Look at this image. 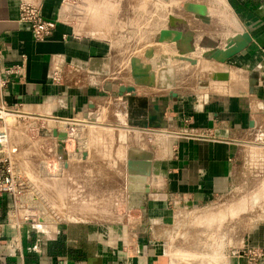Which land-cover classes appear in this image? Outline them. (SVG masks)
Here are the masks:
<instances>
[{
  "label": "crops",
  "instance_id": "1",
  "mask_svg": "<svg viewBox=\"0 0 264 264\" xmlns=\"http://www.w3.org/2000/svg\"><path fill=\"white\" fill-rule=\"evenodd\" d=\"M187 2L0 0V63L20 68L10 78L3 104L15 110L11 114L16 119L43 121L30 123L27 146L11 141L18 162L29 158L33 164L30 174H25L26 208L102 210L107 207H102L101 196L110 192L124 196L127 210L135 213L131 221L110 225L56 219L28 221L38 222L32 224L24 221L22 213L13 218L12 198L2 196L0 264H247L233 257V250L247 246L264 251V222L245 228L231 240L228 224L213 223L211 212L234 191L241 151L264 131V0H203L200 3L207 12L199 14L204 19L187 11ZM23 3L37 6L46 20L57 22L46 41H36L31 25L21 21ZM137 3L146 8L140 34L160 38L167 29L173 35L181 32L178 42L167 49L189 52L196 66L221 67L216 72L223 73L217 79L219 90L173 94L168 102L156 98L168 131L153 152L147 142L149 129L129 124L133 106L128 92L120 95L117 88L118 68L124 65L118 52L133 50L128 39L118 36L135 33L132 8ZM169 17L175 23L178 18L188 19L190 25L171 29ZM150 39L141 50L159 52L167 45L150 46ZM160 56L159 52L156 65H166L160 63ZM107 110L120 118L101 128L125 139L119 141L125 146L124 158L103 157L96 143L100 135L88 140L97 123L82 121L77 128L69 123L71 118L83 116L84 120L87 114ZM15 123L16 130L26 131V123ZM72 126L78 134L69 141L98 146L93 153L85 149L82 155H74L68 150L70 142L61 146L54 131L67 133ZM40 129H45L41 135ZM141 148L152 153L144 182L148 192L129 188L130 166L143 159L132 157L131 151ZM39 150L44 155H36ZM140 178L136 176L133 187L143 186ZM102 179L111 183L102 184ZM69 180L79 184L71 187ZM117 180L126 189L120 192ZM103 186L114 190H103ZM214 227H221L216 239Z\"/></svg>",
  "mask_w": 264,
  "mask_h": 264
},
{
  "label": "rangeland",
  "instance_id": "2",
  "mask_svg": "<svg viewBox=\"0 0 264 264\" xmlns=\"http://www.w3.org/2000/svg\"><path fill=\"white\" fill-rule=\"evenodd\" d=\"M187 1H189V3L187 2L189 7H185L187 11L197 13L198 15H201L199 14L200 12H207L206 7L200 3L203 0ZM132 10H135V19L133 22L131 20L135 33L132 35L123 34L118 36V38L124 40L128 39V43L133 47V50L128 52H118L121 55L120 59L124 65L118 68L117 88L120 95H122L121 88H127L126 85L133 86L135 88L133 93L128 92V95L126 94L129 97L127 100L130 105L133 106V109L128 112V121L131 126L149 129L150 141H148L147 138V142L149 143L151 149L149 151L153 152L152 149L156 146V144L164 142L163 134L168 131V128L166 129L165 122L162 119V114L159 115V106L155 105L156 98L158 97L161 98V100L168 102L171 100V96L173 94L190 96L192 94H205L208 92L209 88H218L219 90L221 84L218 82L216 77L223 73L216 72L218 68L221 67L196 66L198 62L191 60L192 56L189 55V52H175L167 49L170 47V43L172 44L174 41L178 42L176 36H181L177 35L181 32H177L176 35H173V32H171L170 29H167L165 34H161L160 38L158 35L146 36L140 34L138 30L140 31V28L143 27L141 15L143 14V10H146V8L137 3L134 4ZM136 16L139 18H136ZM185 16L186 15L183 17ZM199 18L204 19V16L201 15ZM168 21L169 26H172L171 29L176 26L182 30L184 27L190 25L189 20L183 18L176 19L175 23L173 18L169 17ZM148 23H150V26L153 25L152 20H148ZM123 28H126L124 24ZM147 38H151L149 41L151 43L150 46L153 44H167L165 45L167 47L164 46V49L159 51L161 55L160 63H164L166 65H156V63L159 62L158 50H141L142 44L147 41ZM201 54L202 53L199 52L197 56L200 57L202 56ZM203 57L207 58V55L204 54ZM145 62H150L151 64H147ZM179 63L182 64L180 65ZM213 70L215 72H212ZM124 93L126 92H123V94ZM13 114L10 113V115L6 114L5 116L10 140L12 142L16 141L20 145L27 146V142L25 141L28 140L30 132L28 131V127L30 123H42L43 121H38L29 117L26 119H16ZM119 118L111 116L107 110L102 114H87L85 115L84 120L83 116L71 118L72 120H70L69 123L74 124L76 128L82 121H86L87 123H97L96 129H93L96 131H90L88 140H94L93 136L98 134L100 135L101 140L96 141V143L99 144L98 146L100 148H98V150L100 149L103 157L110 159L119 155V157L124 158L125 146L124 144H120L119 141L125 142V139H118V135H115L116 133L113 130L102 129L103 126L115 124ZM17 121L26 123V131L21 129L16 130L14 125ZM1 122L2 121L0 120V127L2 126ZM123 122L126 123L124 118ZM40 130L39 135H41V133H43L42 130L45 129ZM77 134L78 131L76 129L73 137L75 138ZM98 146L95 147L90 143H86L83 147V144L78 145L76 142L71 141L68 150L71 154H79L80 156L82 155L83 150H91L93 153L94 148H97ZM46 148L47 147L44 145L43 150L45 151ZM142 149L143 148L140 150ZM39 154L44 155V153L40 152V150L36 153V155ZM60 154L63 155L65 153L62 152ZM27 156H29V154H27ZM19 159L21 158L19 157ZM18 164L20 165L18 167L24 174H30L33 164L30 163L29 158L26 160L22 159V161H20V163L18 162ZM69 183L71 187H77L79 181L69 180ZM105 183L110 184V179H102V184ZM116 187L120 190V192L121 189H126V186L124 184H120V181L118 180ZM102 189L107 190L109 188L103 186ZM111 190H114V188L112 187V189H109L108 191ZM115 194L116 193L110 194V192H108V194H103L101 196L102 207H107V209L102 210H49L44 208H38L37 210L31 211L26 208V210L29 211V213L33 215L32 218L37 221L40 219H56L63 221V223L88 221L85 223L102 225H110L111 223L115 224V222H128L129 220L131 221L135 213L127 210L124 196L121 199V194H119L120 196ZM25 199L26 197H24L23 204L27 207L28 204L25 203ZM112 206L113 209L110 208ZM211 212L213 214V223L218 222L224 223L225 225L228 224L231 232V240L236 239L239 236V233L245 228L248 230L255 223L264 222V131L258 133L253 144L246 146L245 149L241 151L235 173L234 191L226 200H223L215 205ZM213 231L212 235L215 236V239L218 235H221V227H219V230L214 227ZM214 246H216V242L214 243Z\"/></svg>",
  "mask_w": 264,
  "mask_h": 264
},
{
  "label": "built area",
  "instance_id": "3",
  "mask_svg": "<svg viewBox=\"0 0 264 264\" xmlns=\"http://www.w3.org/2000/svg\"><path fill=\"white\" fill-rule=\"evenodd\" d=\"M21 21L27 22L32 27L34 39L39 42L49 39L57 28V22L46 20L42 12L37 6L23 3L20 7ZM20 72V68H5L0 63V120L2 126L0 127V197L9 195L14 204L13 218L18 217L21 213L26 223L36 224L38 222L32 221L34 218L23 204L26 195L28 178L19 169L16 149L12 146L7 124L5 122L6 114L15 113L3 104L5 91L10 82L11 76ZM75 128L69 127L67 130L68 138L62 141L64 148L70 137L74 136ZM25 209V210H24ZM233 257L246 260L247 264H261L264 259V251L259 248L243 246L235 249L232 252ZM60 264H70L68 262H60Z\"/></svg>",
  "mask_w": 264,
  "mask_h": 264
},
{
  "label": "bare ground",
  "instance_id": "4",
  "mask_svg": "<svg viewBox=\"0 0 264 264\" xmlns=\"http://www.w3.org/2000/svg\"><path fill=\"white\" fill-rule=\"evenodd\" d=\"M139 150L140 149H133L131 151L132 157L139 156L140 158L142 157L143 159L140 162H133L132 165L130 166V187L129 188L145 190L147 189L146 187H144L145 176L146 174L150 173V170H151L152 153H148L146 150H140V151ZM136 176L141 177L140 179L142 180V183H143V186L141 188H135L132 185L133 181L136 180Z\"/></svg>",
  "mask_w": 264,
  "mask_h": 264
},
{
  "label": "water",
  "instance_id": "5",
  "mask_svg": "<svg viewBox=\"0 0 264 264\" xmlns=\"http://www.w3.org/2000/svg\"><path fill=\"white\" fill-rule=\"evenodd\" d=\"M232 53V52H231ZM232 55V54H229ZM220 76H217L216 79H218ZM135 91V88L133 86H129L127 88H121V93L123 94V92H129V93H133ZM93 107V106H92ZM54 136L58 137L61 141H65L68 137L67 134L65 133H60L58 130L54 131ZM63 151V147H61L60 149V153H62ZM146 191H149V188L146 189Z\"/></svg>",
  "mask_w": 264,
  "mask_h": 264
}]
</instances>
